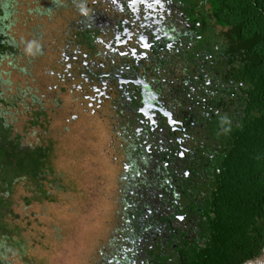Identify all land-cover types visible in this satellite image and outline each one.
Instances as JSON below:
<instances>
[{
    "label": "flooded vegetation",
    "instance_id": "obj_1",
    "mask_svg": "<svg viewBox=\"0 0 264 264\" xmlns=\"http://www.w3.org/2000/svg\"><path fill=\"white\" fill-rule=\"evenodd\" d=\"M211 9L209 0H50L39 10L65 17L38 32L50 43L35 54L59 58L50 89L75 110L66 129L104 145L119 171L95 264H188L203 244L221 137L244 110L231 66L210 49L220 34L208 31ZM33 61L15 68L31 74Z\"/></svg>",
    "mask_w": 264,
    "mask_h": 264
},
{
    "label": "rangeland",
    "instance_id": "obj_2",
    "mask_svg": "<svg viewBox=\"0 0 264 264\" xmlns=\"http://www.w3.org/2000/svg\"><path fill=\"white\" fill-rule=\"evenodd\" d=\"M15 1L17 12L9 33L19 46V55L16 61L11 56L0 59L2 96L10 102L0 103V113L23 137L25 146L49 151V175L44 190L48 197L25 182L18 184L9 198L13 202L5 210L9 228L0 233L5 263L95 264L100 243L118 210L119 171L109 162L104 145L89 135L82 136L74 126L66 129L67 118L75 110L67 107V95L60 96L65 102L58 106L54 99L58 94L51 95L50 89L58 84L51 71L59 58L51 51L45 56L35 54L50 43L41 35L39 38L38 32L43 34L48 25L55 29L65 17L39 13L50 0ZM31 58V74L15 68L25 67ZM35 96L40 101L34 100Z\"/></svg>",
    "mask_w": 264,
    "mask_h": 264
},
{
    "label": "trees",
    "instance_id": "obj_3",
    "mask_svg": "<svg viewBox=\"0 0 264 264\" xmlns=\"http://www.w3.org/2000/svg\"><path fill=\"white\" fill-rule=\"evenodd\" d=\"M15 0H0V59L16 61L19 46L10 35L17 9ZM208 31L218 40L210 45L223 53L241 92L239 122L228 124L221 137L222 157L212 193L200 224L203 244L195 245L188 264H247L264 252V0H209ZM213 21H215L213 23ZM212 23L215 24L214 27ZM1 84V79H0ZM0 103H10L3 98ZM5 115L0 113V233L9 228V209L15 187L30 182L43 197L48 181L49 151L24 145ZM4 250V251H3ZM0 244V264H6Z\"/></svg>",
    "mask_w": 264,
    "mask_h": 264
},
{
    "label": "water",
    "instance_id": "obj_4",
    "mask_svg": "<svg viewBox=\"0 0 264 264\" xmlns=\"http://www.w3.org/2000/svg\"><path fill=\"white\" fill-rule=\"evenodd\" d=\"M247 264H264V252L261 257L254 259Z\"/></svg>",
    "mask_w": 264,
    "mask_h": 264
}]
</instances>
